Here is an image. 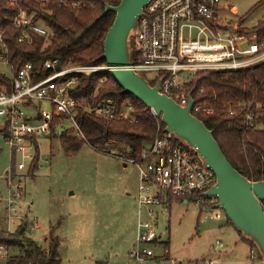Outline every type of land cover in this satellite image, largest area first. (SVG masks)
Instances as JSON below:
<instances>
[{
    "label": "built area",
    "instance_id": "obj_1",
    "mask_svg": "<svg viewBox=\"0 0 264 264\" xmlns=\"http://www.w3.org/2000/svg\"><path fill=\"white\" fill-rule=\"evenodd\" d=\"M18 1L9 0V4L16 6ZM223 1L151 0L140 17L136 37L137 55L130 69L144 75L148 81L159 78L158 82L162 81L161 92L180 106L187 107L191 93L186 89V84L199 73L236 72L263 63L264 42H257L254 35L242 34V26H232L220 20ZM14 25L23 30L21 42L29 40V33L44 38L51 36L49 28L34 22L33 17L25 11L19 13ZM42 74L44 78L37 80L32 65L25 64L10 79V89L0 88V118L5 122L2 134L14 164L13 170L7 173L10 188L6 206L10 229L14 221L32 213L30 206L27 214H20L23 187L21 184L13 185L11 178L26 170L28 152L34 151L37 157L40 138L51 136L55 124L57 132L63 134L67 121L75 139L87 144L78 120L81 113L106 121L127 119L130 116L131 108L118 112L112 100L93 104L73 95L81 77L111 74L107 65L91 63L59 69L58 61H48L43 66ZM184 74H191L192 78L187 82H179ZM202 95L203 91L199 92L198 97ZM194 102V116L215 114L207 103ZM41 103L50 104L53 111L44 112L35 107ZM236 108L229 105V115L235 116ZM247 111L243 119L248 129H254L256 118L251 113V107ZM152 114L156 117L154 112ZM99 152L113 156L124 166H133L139 172L138 223L133 259L153 258L155 255L151 247H158L159 242H165L158 232V219L162 213L166 215L170 212L174 204L172 200L183 199L184 203L197 206L204 220L222 221L226 218L223 210L217 207L218 199L205 195L217 184L215 173L203 164L194 151L181 145L173 133L165 132L164 129L137 158L116 151ZM18 156L23 160L15 167L14 161ZM262 207L264 209V203ZM30 224L28 232L38 228L35 219ZM217 245L220 249L224 248L223 243L218 242ZM167 255L168 250H165L164 256ZM258 255L255 250H250L251 260H257ZM11 258L9 247L0 245V261L8 264Z\"/></svg>",
    "mask_w": 264,
    "mask_h": 264
},
{
    "label": "trees",
    "instance_id": "obj_2",
    "mask_svg": "<svg viewBox=\"0 0 264 264\" xmlns=\"http://www.w3.org/2000/svg\"><path fill=\"white\" fill-rule=\"evenodd\" d=\"M121 1L19 0L16 6H10L9 0H0V59L10 66L13 75L25 64H31L37 80L44 78L42 69L48 61H58L59 69L91 63L106 65V61L101 57L115 14H105V10L107 5L116 7ZM73 4L76 6L73 7ZM262 5L264 0L253 11ZM21 11L32 16L34 22L49 28L51 36L44 38L29 33V40L21 42L23 30L14 25ZM252 12L240 20L241 26ZM241 32L254 35L257 42H264V21L253 28H242ZM132 46L135 58V39ZM158 80L159 78L149 81L150 85L155 87ZM0 88L10 89V79L1 74ZM186 89L196 102L207 103L208 107L214 109L215 114L212 116H195L213 131L230 164L249 181H264V62L236 72L199 73L186 84ZM201 91L203 95L198 97ZM73 95L76 98H85L93 104L112 100L118 112H125L128 108H131V111L127 119L115 121L81 113L78 120L87 144L70 137L69 131L58 137L55 124L51 137L59 138L67 155L77 153L83 145H89L97 152L116 151L137 158L165 129L161 120L155 117L150 109L124 92L112 74L81 77ZM229 105L237 107L235 116L227 112ZM249 107L256 118L254 129H248L243 119ZM38 166L39 150L29 173H36ZM172 201L174 204L184 203L183 199ZM201 215L202 211L199 209L200 218ZM30 226L28 220L20 224L17 233L12 236L15 239L0 231V245L21 249L20 255L12 257L8 264H62L59 255L60 240L51 235L50 245L45 249L28 238ZM242 240L245 241L243 238ZM245 242L258 253L252 243ZM158 247L169 249V242H159ZM258 260L262 262L260 255Z\"/></svg>",
    "mask_w": 264,
    "mask_h": 264
},
{
    "label": "rangeland",
    "instance_id": "obj_3",
    "mask_svg": "<svg viewBox=\"0 0 264 264\" xmlns=\"http://www.w3.org/2000/svg\"><path fill=\"white\" fill-rule=\"evenodd\" d=\"M261 1L224 0L219 18L223 23L240 25V20ZM263 21L264 5L248 16L242 28H253ZM0 74L8 79L13 76L10 66L1 59ZM191 78V74H184L178 81L187 82ZM35 107L44 112L53 111L48 103ZM4 126V119L0 118V231L5 232V236L15 239L12 236L20 224L38 219L41 229L27 233L28 238L45 249L50 245L51 235L58 238L62 264H209L213 261V246L217 247L215 242L222 238L216 228L227 221L204 220L199 217V208L186 202L173 204L170 212L162 213L158 219V232L163 241L169 242V255L164 256L167 249L151 247L153 258L133 259L140 183L137 168L128 166L124 169L121 161L97 152L89 145L67 155L59 138L51 136L39 139L38 171L29 173L36 157L35 152L30 151L25 158L26 170L14 174L10 180L13 185L23 187L20 214H27L28 208L32 207V213H28L30 218L21 217L10 229L8 224L6 226L4 208L10 188L7 173L13 170L14 164L3 139ZM67 130L75 139L72 127L66 121L64 131ZM22 160L21 156L16 157L15 167ZM9 250L12 257L21 253L20 248L9 247ZM0 264L4 263L0 261Z\"/></svg>",
    "mask_w": 264,
    "mask_h": 264
},
{
    "label": "water",
    "instance_id": "obj_4",
    "mask_svg": "<svg viewBox=\"0 0 264 264\" xmlns=\"http://www.w3.org/2000/svg\"><path fill=\"white\" fill-rule=\"evenodd\" d=\"M150 1L122 0L116 7L106 6L105 14H115V20L106 36L101 58L124 92L154 112L165 132L173 133L181 145L194 151L215 173L217 184L205 195L218 199L217 207L242 238L256 247L264 264V181H249L230 164L213 131L192 114L195 102L191 94L189 105L182 107L161 92V80L152 87L144 75L130 69L134 59L132 41L135 39L138 49L140 17Z\"/></svg>",
    "mask_w": 264,
    "mask_h": 264
},
{
    "label": "crops",
    "instance_id": "obj_5",
    "mask_svg": "<svg viewBox=\"0 0 264 264\" xmlns=\"http://www.w3.org/2000/svg\"><path fill=\"white\" fill-rule=\"evenodd\" d=\"M127 167L124 166V169ZM138 194V191H137ZM136 192H135V200H136ZM5 214H6V226L8 224L7 222V206L5 204L4 208ZM227 222L225 224L219 225V228H216V233L222 237L219 239L218 242L223 243L224 248L220 249L219 246L215 247L214 245V255L213 261L209 262L212 264H261V262L257 260H251L250 259V246L242 240L240 233L233 228V226L228 222L227 218H225ZM38 222V228L35 231H38L41 229L42 224L39 223L38 219H35ZM223 221V220H222ZM221 222V221H218ZM15 221L13 222V224ZM227 226V229H223L224 226ZM232 229L233 233L229 230ZM136 232H137V223H136ZM46 237V236H45ZM215 242L218 243V242ZM212 247V248H213Z\"/></svg>",
    "mask_w": 264,
    "mask_h": 264
}]
</instances>
